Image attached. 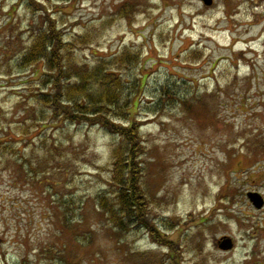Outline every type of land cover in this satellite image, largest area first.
Here are the masks:
<instances>
[{"label": "rangeland", "instance_id": "obj_1", "mask_svg": "<svg viewBox=\"0 0 264 264\" xmlns=\"http://www.w3.org/2000/svg\"><path fill=\"white\" fill-rule=\"evenodd\" d=\"M36 1L0 0V148L15 151H0V264L170 263L152 233L179 264H264V211L247 198L264 192V0ZM41 13L68 41L93 35L75 51L82 64L141 53L122 76L147 75L133 111L156 231L115 237L96 208L116 136L28 119L41 70L17 61Z\"/></svg>", "mask_w": 264, "mask_h": 264}, {"label": "trees", "instance_id": "obj_2", "mask_svg": "<svg viewBox=\"0 0 264 264\" xmlns=\"http://www.w3.org/2000/svg\"><path fill=\"white\" fill-rule=\"evenodd\" d=\"M35 1L29 0V3L35 7L33 9H40ZM131 7L126 4L119 15L129 16L133 11ZM40 19L41 26L29 31L31 42L17 61L19 69L38 66L41 70L37 78L33 79L38 89L30 93L34 109L27 111L28 119L42 120L41 126L47 123L97 126L116 136L118 140L112 143L110 149L109 179L106 181L108 188L97 194L96 208L115 237L122 236L134 227L143 226L150 232L156 231L154 221L148 216L149 190L143 188V169L139 162L146 152L134 118L147 75L140 74L133 80L122 76L123 72L129 73L140 66L141 53L124 48L111 58L96 55L99 57L93 65L82 64L75 51L80 46L90 44L93 35L86 32L80 38L68 41L61 31H57L55 21L48 16L44 18L42 13ZM166 95L169 94H163L162 98L171 101L170 95ZM158 109L157 105L153 111L157 112ZM124 122L127 124L122 125ZM26 128L28 126L24 127L22 122L18 128L20 132L15 133L20 140H24L28 132ZM13 148L8 144L0 151L10 149V155H15ZM23 149V144L17 149L20 157L23 156L20 152ZM153 237L158 242L168 244L171 262L167 264H179L178 251L173 250L175 248L170 245L171 241L161 234V238H158L152 233Z\"/></svg>", "mask_w": 264, "mask_h": 264}, {"label": "water", "instance_id": "obj_3", "mask_svg": "<svg viewBox=\"0 0 264 264\" xmlns=\"http://www.w3.org/2000/svg\"><path fill=\"white\" fill-rule=\"evenodd\" d=\"M204 2L205 5H211L212 0H202ZM247 198L250 201V203L253 205V207H255L256 209H259L263 206V198L259 193L256 192H249L247 193ZM222 240V241H221ZM219 248L221 249H231L232 248V239H230L227 236H224L220 239V241L217 242Z\"/></svg>", "mask_w": 264, "mask_h": 264}, {"label": "flooded vegetation", "instance_id": "obj_4", "mask_svg": "<svg viewBox=\"0 0 264 264\" xmlns=\"http://www.w3.org/2000/svg\"><path fill=\"white\" fill-rule=\"evenodd\" d=\"M256 192V191H255ZM259 193V192H258ZM260 194L263 196V198H264V192L262 193V192H260ZM260 211H264V202H263V206L261 207V210ZM262 221H263V223H264V215H263V217H262Z\"/></svg>", "mask_w": 264, "mask_h": 264}]
</instances>
